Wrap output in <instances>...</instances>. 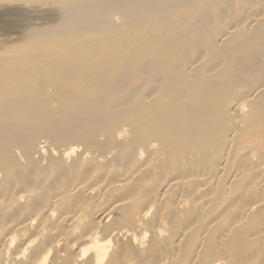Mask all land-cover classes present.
<instances>
[{"label": "bare ground", "instance_id": "1", "mask_svg": "<svg viewBox=\"0 0 264 264\" xmlns=\"http://www.w3.org/2000/svg\"><path fill=\"white\" fill-rule=\"evenodd\" d=\"M194 1L0 0V264H264V81L248 64L252 77L231 93L242 58L215 75L223 61L207 57L237 52L236 35L247 48V31L264 26V3L242 14L244 5L226 0L241 17L200 39L205 16L206 29L221 23L212 22L223 0ZM183 2L191 8L171 10ZM188 30L195 34L175 48ZM208 42L219 51L212 45L210 54ZM136 46H146L145 56L133 55ZM167 49L174 56L162 68ZM112 50L106 66L103 53ZM262 65L257 59L255 69ZM111 115L124 120L98 123ZM221 122L230 128L201 147L197 138ZM141 129L149 135L138 142L132 131Z\"/></svg>", "mask_w": 264, "mask_h": 264}, {"label": "rangeland", "instance_id": "2", "mask_svg": "<svg viewBox=\"0 0 264 264\" xmlns=\"http://www.w3.org/2000/svg\"><path fill=\"white\" fill-rule=\"evenodd\" d=\"M199 1H200V4L198 3ZM220 1H221V0H220ZM220 1H218V2H220ZM225 1H226V0H223L222 3L220 2V5L222 4L221 6H219V3H217V4L215 5V6H217V7H216L217 9H219V8L222 7L224 10L221 8V10H223L222 12H220V14H221L220 17H221V18L217 19L218 21L216 20V21H214V22H212V23H214V25H216L215 23L219 22V21L222 19L221 23L217 24V25L214 26V27L212 26V28L209 27V29H206V24H207V23H211V20L209 19V20H208L209 22H208V21H206V17H207V16H205V18L203 17L204 20H205V22L202 21V22H203L202 25L204 26V23H205V27H204V28H203V26H202V27L198 26V27L201 28L199 33H202V34H204V35L198 33V36H199V35H202L201 37H198V38L201 39L203 36L207 35V33H209V30H210V29H212V30H210V32H214L215 29H216L217 27H220L222 24H223L222 26L224 27V26H226V25H228V24H230V23H233V22H232L233 20H234V22H236L237 19L239 18V15H240V17H241V15L245 12L244 10H245L246 8H248L252 3H260V4H261V2L264 3V0H255L256 2L251 1V0H239V2H238V0H235V1L230 0V2L233 1V2L230 3V5H231L230 8L235 9L234 7H236V5L238 6L239 3H240L239 7L244 5V6H243V9H242V7H241V9L238 7V9H240L239 11L242 10V14H240L241 12H239L237 8H236L237 11H236V10H233V9H230V8H227V10H226V6H225L226 4H224ZM248 1H249L250 4L247 3ZM185 2H186V1H185ZM188 2H189V1H187L186 3L188 4ZM192 2H193V1H192ZM192 2H191V3H192ZM196 2H197V1H194V3H196ZM198 2H197L198 5H201V3H203L201 0H198ZM226 2H228V0H227ZM235 2H236V3H235ZM183 3H184V2H183ZM186 3H184V4H185V7H181V8H178V9H171V10H172V11H177V12H178V11H183V10H184V11H187V10H189V8H186V7H190V6L187 5ZM191 3L189 2L190 5L193 4V3H192V4H191ZM233 3H235V4H233ZM237 3H238V4H237ZM247 4H248V5H247ZM195 5H196V4H193L191 7H193V6H195ZM247 6H248V7H247ZM258 6H261V5H258ZM262 6H264V5H262ZM191 7H190V8H191ZM171 8H172V7H171ZM214 8H215V7H214ZM210 9H211V8H210ZM212 9H213V8H212ZM184 11H183V12H184ZM224 11H226L225 14H226V13H228V14H226V15L223 14ZM232 12H233V17H236V18H233V17H232V15H231ZM236 13H238V14H236ZM228 15H229L230 17H229ZM236 15H238V16H236ZM222 16H223L224 19H225V17H226V19H225L226 21L223 20ZM224 16H225V17H224ZM237 17H238V18H237ZM203 18H202V20H203ZM211 19H213V17H212ZM197 20H198V19H197ZM197 20H194V21H197ZM223 21H225V24H224ZM227 21H228V22L230 21V22L228 23ZM206 22H207V23H206ZM222 22H223V23H222ZM192 23H194V22L192 21ZM226 23H228V24H226ZM198 24L201 25V22L198 21V23H197L196 25L193 26L192 24H190V26L192 25L193 27L198 28V27H197ZM220 24H221V25H220ZM187 25H188L187 22H183V24L180 26V28H181V29L184 28V29L186 30V29L188 28ZM261 25H263V23L260 24V25L258 24V25H257V28H256V26L253 27V28L251 29V33H250L249 31H247L249 34H247V32L244 33V35L247 34L246 37L248 36V37H247L248 39L246 38L247 41H250V44L253 43L252 45H250L249 43H246V44H248V45H246L248 49H247L246 47H244L245 44H243V46L241 45L243 42H244V43L246 42V41H244V36H243V35H241V37H240L241 41H243L242 43L240 42L239 35H236V36L238 37L237 40H236V36H235V39H233V40L230 39V40H232V41L229 40L230 43H232V44H228V42H227V44H228L229 46L232 45V46H230V47H233V46L235 45V42L239 40L240 44H239V42H237V44H238L239 47L241 46L242 48H240V49H241V50L243 49V50H242V52H240V51H239V47H238L237 44H236V46H234L233 49H235V47H237V49H238L237 52H238V54H240V55H237V56H235V55L237 54V52L235 51L236 49L233 50V51H231V50L227 49V47H226V49H227V51H226V49H225L224 46H223V45H226V44H223L222 47L225 49V51L227 52V55H228L230 58H229L225 53L217 54V55H220V57H219V56H215V55H216L215 52H214L213 54H211L210 52H212V50H213L214 48H215V51H216V50L219 51V49H217V48H219V47H218V46H215L213 42H211V43L208 42L209 45H207V47H210V49H209V53H210L212 56L207 54V55H208L207 57H211V59L213 58L212 61L215 60V63H216V64H218L219 62L221 63L222 61H223L222 63H224V65L221 63V65H223V68H221L222 66L220 65V63H219V65H220L221 67L218 65L220 68L216 65V66L218 67V68H217L218 71L215 73V75L218 74V72H219L220 69L222 70V74L225 73L226 71H227V74H229V69H228L229 66H228V64L231 62L230 59H232V57H236V60L238 59L237 57H241L242 59H241V58L238 59L239 61H240V59H241V61H242V62L240 61V64H242L243 62H245V63H243V64L246 65V66H248V67H246L247 70H248L247 73L245 72V71H246V68H245V66H244L243 64H242L243 66L239 64V66L235 67V70H236V71L233 70V71H235V72H232V74H233L232 76H234L233 78H235L236 75L239 76V77L235 78V82H234V79H233V80L230 79V80L228 81L230 84H229L228 82H227L228 85L225 84V85H226V88H225V89L227 90V89L230 88L229 90H230V91L232 90L231 93H232V92H235V91H239V90L242 89V87H244V85L242 84V85H243V86H242L240 83H241V81L243 82L244 79H246V78L249 76V75H248V76H247V75L245 76V74L250 73L251 71H249V70H251L253 67H254V69L252 70V73L255 72V73H254L255 75L253 74V79H254L255 76H256V80H257L258 83L264 81V75H263L264 73H261V70H262V72H263V70H264L263 65L261 66L262 68H259V67H258V69H260L259 71L256 70L257 68L255 69V64H256L257 59H258V60H260V59L263 60V59H264V45H263V44H264V34H263V33H264V30H263V29H264V26L262 27ZM186 26H187V27H186ZM222 26H221V28H223ZM260 26H261L263 29H261ZM185 27H186V28H185ZM189 28L194 29V28H192V27H189ZM196 28H195V29H196ZM199 28H198L197 30H199ZM254 28H256V29H258V30L254 29ZM253 29H254V30H253ZM185 30H182V32H183V31L185 32ZM201 30H203V32H202ZM204 30H205V31H204ZM206 30H207L208 32H207ZM262 30H263V32H262ZM188 31H190V30H188ZM188 31H187L188 34H182V35H179L178 37H175V38H174V40H175V39H176V40H175V41L173 40V42H177V39H179L178 42H177L176 44H174V47H175V48H177L178 44H179V45H181V44H182V45L185 44V42H187V39H190V38H191V37H190L191 34H192V35L195 34V33L193 34L192 30H191L190 32H188ZM257 31H261V32L258 33ZM184 32H183V33H184ZM185 33H186V32H185ZM254 33H255V34H254ZM241 34H242V33H241ZM250 34H251V35H250ZM252 35H254V36H252ZM182 36H183V37H182ZM249 36H250V37H249ZM255 36L258 37V38H257V40L259 39L258 42L256 41ZM179 37H180L181 39H184V40H181ZM189 37H190V38H189ZM206 37H207V36H206ZM242 37H243V38H242ZM252 37H253V38H252ZM185 39H186V40H185ZM235 40H236V41H235ZM254 43H255V44H254ZM196 44H199V43L197 42ZM196 44H195V46H196L197 48H196V47H195V48L198 50V45H196ZM176 45H177V46H176ZM212 45H213V46H212ZM228 45H227V46H228ZM249 45H250V47H249ZM254 45H255V46H254ZM262 45H263V46H262ZM138 46H139V45H138ZM138 46H136V47L134 48V50H136V51H134L133 55L135 56V55H138L139 53H141L142 56H145V55H143V54H145V51H146V50L143 51L142 48H146V46L141 47V48L139 47V49H138ZM211 46L213 47L212 50H211ZM216 47H217V48H216ZM222 47H220V48L222 49ZM254 47H255V48H254ZM195 48L192 49V51L190 52L191 54H192L193 52H194L195 54H196V52H198ZM245 48H246V49H245ZM140 49L142 50L143 53H142V52H139L138 54H136L137 50L141 51ZM207 49H208V48H207ZM230 49H231V48H230ZM249 49H250V51H249ZM194 50H195V51H194ZM228 50L231 51V53H232L233 55H232V54L230 55V54H229L230 52H228ZM245 50L248 51L249 53L246 52ZM113 51H114V50H112V52L109 51V54H108V55H107V52H108V51H107L106 53L104 52L103 54L105 55L106 58L104 57V55H101V53H99V54L101 55V59L103 60V57H104V58H105V59H104L105 62H106V61L108 62L109 60H112V57H114V56H115V53H116V51H114V53H113ZM117 51H118V50H117ZM169 51H170V52H169ZM174 51H176V50L174 49ZM213 51H214V50H213ZM217 51H216V53H217ZM225 51H224V52H225ZM234 51H235V52H234ZM243 51H244V52H243ZM166 52L169 53V56H170V57L168 58V56L164 55V56L167 57V59H166V57H164V58H162V59L167 60L168 65H167L166 62L164 63L163 61H161L162 64L164 63V65H167V67H166V66H163V67H162V64L160 63V67H162V68H164V67H165V68H169V67H170V63H169L168 61L172 58V55H173V54H171V50H170V49H167ZM166 52H165V53H166ZM220 52H221V51H220ZM222 52H223V51H222ZM239 52H240V53H239ZM251 52H252V54H250ZM259 52H260L262 55H259V54H260ZM119 53L121 54V52H119ZM124 53H125V52H124ZM146 53H148V51H147ZM168 53H167V55H168ZM190 53H189V54H190ZM194 53H193V54H194ZM247 53H248V54H247ZM99 54H95V55H99ZM112 54H113V55H112ZM175 54H176V56H177L178 58L180 57V56H178V55H179L178 52H176ZM189 54H188V55H189ZM195 54H194L193 56H196ZM223 54H225V56H227V57H226L227 59L224 57ZM243 54L245 55L246 60H244L245 58H244V55H243ZM246 54H247V55H246ZM249 54H250V56L253 55L252 58H250ZM254 54H255V57H257V56H259V57L255 58V57H254ZM106 55H107V56H106ZM109 55H111V56H109ZM116 55H118V58L115 57V59L117 58V60H119L120 55H119L118 53H117ZM222 55H223V57H222ZM102 56H103V57H102ZM134 56H133V57L129 56V57L133 58L134 61H135ZM142 56H141V57L139 56L140 58H139L138 56H136V58H137V59H136V62H137V60H138V58H139L138 64H139L140 62H142V61H141ZM173 56H174V55H173ZM189 56H192V55H189ZM109 57H110V59H109ZM221 57H222V58H221ZM253 57L256 59V61L254 60ZM91 58H92L91 60H95L97 57L95 56V59H94V57H93V55H92ZM107 58H108V59H107ZM224 58H225V59H224ZM228 58H229V59H228ZM248 58H249L250 60L252 59V60L250 61V63H248V62H249V59H248ZM14 59H15V58H14ZM101 59H100V62L103 64V63H104V62H103L104 60L101 61ZM120 59H121V57H120ZM162 59H161V60H162ZM182 59H184V58H182ZM209 59H210V58H206V60H208V62H207L206 60H205V63H204V61L202 62V63H204L203 67L206 65V69H208V64L211 63V62H210L211 59H210V60H209ZM96 60H97V59H96ZM96 60H95V61H96ZM186 60H187V59H186ZM186 60H185V61H186ZM218 60H219V61H218ZM232 60H233V59H232ZM247 60H248V61H247ZM253 60H254V61H253ZM187 61H188V60H187ZM216 61H217V62H216ZM234 61H235V60H234ZM252 61H253L254 63H252ZM100 62H99V63H100ZM111 62L113 63L114 60L111 61ZM111 62L109 61V63H105L106 66H109V64H110ZM183 62H184V61H183ZM226 62H228V63H226ZM232 62H233V61H232ZM112 63L110 64V66L112 65ZM237 63H239V62L237 61ZM138 64L136 63V65H138ZM183 64H184V63H183ZM248 64H251L252 66H253V65H254V66H253V67H252V66L250 67V65H248ZM94 65H97V64H94ZM103 65H104V64H103ZM73 66H74V65H73ZM168 66H169V67H168ZM155 67H156V69H159V68H160V67H157V66H155ZM224 67H225V68H224ZM204 68H205V67H204ZM250 68H251V69H250ZM156 69H155L154 71H156ZM225 69H227V70H225ZM159 70H161V69H159ZM199 70H201V69H199ZM215 70H216V69H215ZM215 70H214V71H215ZM224 70H225V71H224ZM255 70L258 71V72H260V73H258V76L256 75L257 72H256ZM154 71H153V72H154ZM185 71H186V70H185ZM187 71H188V70H187ZM199 72H200V71H199ZM201 72H203V70H201ZM201 72H200V74H201ZM204 72L207 73L205 70H204ZM204 72H203V73H204ZM212 72H213V71H212ZM212 72H209V74H206V75L211 76L210 73H212ZM238 72H239V73H238ZM243 72H244V73H243ZM237 73H238V74H237ZM242 73H243V74H242ZM191 74H193V72H192ZM191 74H190V75H191ZM234 74H235V75H234ZM240 74H242V75H240ZM250 74H251V73H250ZM259 74L261 75V77H260ZM190 75H189V76H190ZM212 75H214V74H212ZM262 75H263V77H262ZM136 76H137V75H136ZM204 76H205V74H204ZM244 76H245V77H244ZM108 77H110V76L108 75V76H106L105 78H108ZM241 77H242V80H239L238 78H241ZM250 77H252V75H250L248 78H250ZM258 77H259V78H258ZM243 78H244V79H243ZM110 79H111V78H109V79H107V80H110ZM133 79H136V77L133 78ZM237 79L239 80V85H240L241 88L239 87V85H237V84H238V83H237L238 81L236 82ZM251 79H252V78H251ZM231 84H232V85H231ZM225 85H224V86H225ZM229 85H230V87H228ZM233 85H234V86L236 85V86L238 87V89H236L237 87H234V88H233L234 90H233V89L231 88V87H233ZM148 87H149V86H147V88H146V87H145V88L148 89ZM246 87H247V86H246ZM225 89H221L220 91H222V90H223V91L220 92V93H224V94H225V92H226ZM229 90H227V91H229ZM50 91H51V90H50ZM230 91H229V92H230ZM48 93H50V92H48ZM260 95H261V97H262V100H264V92L261 93ZM260 95H257V97H256V100H257V101H260V100H261V99H260ZM258 96H259V100H258ZM106 97H107V96H106ZM110 97H112V96L110 95ZM110 97H109V95H108V98H110ZM256 100H255V101H256ZM55 105H56V104H55ZM133 105H134V103H133ZM135 107H136V104H135ZM115 116H117V115H115ZM115 116H114V117H115ZM110 117L112 118V120L109 119ZM110 117H108L107 119H106V118H105V119H102V122H101V120H99L98 123L103 125V123L106 121V122H107V125H109V124L112 123V122H113V124H116V123H119V122H121L122 120H124V118H123L122 120L119 121V119H116V117L113 118L112 115H111ZM118 118H119V117H118ZM120 118H122V117L120 116ZM97 120H98V119H97ZM97 120H96L94 123H96ZM107 120L110 121L109 124H108V121H107ZM103 121H104V122H103ZM111 121H112V122H111ZM100 122H101V123H100ZM94 123H91V124L94 125ZM98 123H96L94 126H95V127H98V125H99ZM230 123H231V122H229V124H228V123L226 124V122H225V124L222 125V122H221V124H219V125L221 126L222 129L219 128V127H220L219 125H217L218 129H217V127H215L216 129H213V130L208 129V127L205 128L206 131H208L209 134H208V133L205 131V129H204L203 131H205V132H204V133L202 132V136H201L202 139L197 138V139L199 140L200 143H198V142H195V143H198V144L202 147V146H205L206 143L208 144V141L210 140L209 145H210V146H213L214 143H215L214 140L216 139V137H217L216 140H218V137L220 136V134H221L222 132H223L222 134H224V132L226 131V128H230ZM91 124H90V125H91ZM113 124H110V125L114 127L115 125H113ZM92 125L89 126V127H86V128H89V132H90V133L92 132V130H94L93 132L95 133L96 130H98V129L95 130V129L92 127ZM107 125H106V126H107ZM224 125H225V126H224ZM104 126H105V124H104ZM104 126H103L101 129H106V126H105V127H104ZM222 126H223L224 128H223ZM91 127H92L93 129H92ZM90 128H91V129H90ZM107 128H108V127H107ZM109 128H110V127H109ZM84 129H85V128H84ZM84 129L81 131V132H82L81 135H82V137L85 139V138H87V136H86L85 134H87L88 131H87V132H86V131L84 132ZM101 129H99V130H101ZM220 129H221V130H220ZM62 130H63V129H62ZM64 130H65V129H64ZM141 130H144V131H143V132H142V131L138 132V131H135V130L132 131V132H134V133H132V138L138 140V142H139V141L141 142V140L148 139L147 137H148V135H149V132H148L149 130H147V129H141ZM218 130H219V131H218ZM223 130H224V131H223ZM250 130H251V132L253 131L252 134H253V133H254V134L257 133V130H256L255 128H252V129H250ZM255 130H256V131H255ZM56 131H58V129H57ZM59 131H61L60 128H59ZM73 131H74V130H73ZM75 131H76V130H75ZM75 131H74V132H75ZM146 131H147V132H146ZM150 131H153V129L150 130ZM154 131H155V130H154ZM216 131H217V132H216ZM36 132L39 133L38 130H37ZM77 132H78V131H77ZM89 132H88V133H89ZM144 132H146L148 135H146ZM61 133H62V134H60L59 136H63V135H65V134H67V133H63V132H61ZM83 133H85V134H83ZM139 133H140V134H144V135H138ZM154 133H155V132H151V138H153V137H152V134H153V136H154ZM156 133H157V132H156ZM78 134H80V133H77V135H78ZM206 134H208V135H206ZM212 134H213V135L216 134V135H215V136H212ZM257 134H258V133H257ZM92 135H93V134H92ZM210 135H211V136H210ZM217 135H218V136H217ZM74 136H75V133H74ZM136 136H137V137H136ZM138 136H139V138H138ZM140 136H142V137H140ZM145 136H147V137H145ZM203 136H204V137H203ZM205 137H207V138H205ZM141 138H142V139H141ZM212 138H214V139H213L214 142L211 141ZM237 138H240V139H238L239 142H238V141H236V142H238V143L240 144V146L242 147V144H243V142L246 140V137H245L244 141H243V139H242V138H244L243 135L240 136V137H237ZM88 139H90V138H88ZM241 139H242V140H241ZM86 140H87V139H86ZM236 140H237V139H236ZM89 141H90V140H89ZM89 141H87V142H89ZM91 141H92V143H95V140H91ZM184 141H185V142H184ZM241 141H243V142H241ZM134 142H135V141H134ZM180 142H181V141H180ZM180 142L178 143V145H180V147H182L183 145H184V146H185V145H188V143H187L188 141L186 142V140H184V139H183L182 142H181L182 144H181ZM240 142H241V143H240ZM89 143H90V142H89ZM210 143H211V144H210ZM235 144H236V145H235ZM235 144H233V145L230 146V147H231V148H232V147H236V148L239 149L240 146H238L237 143H235ZM209 145H207V146H205V147L211 149V147H210ZM184 146L182 147L181 151H178V152H175V153H172V154H173V155H176L177 157H181V156L179 155V153H180V154L183 153L182 150H184ZM236 148H233V149H235V150L237 151L238 149H236ZM233 149H230V150H232V151H230V150H228V151L231 153V152H233ZM218 150H219V149H218ZM235 150H234V152H235V154H236V151H235ZM169 152H170V151H169ZM214 152H215V151H213L211 154H212V155H213V154L216 155V153H214ZM211 154H210V151L207 153V155H206V156H207V157H206L207 159H206V160H209V158H210V160L212 161V158H214V157H212ZM233 154H234V153H233ZM233 154H230V157H232L231 159H234L235 156H236L235 159H237V155L234 154V155H235V156H234ZM178 155H179V156H178ZM181 155H182V154H181ZM233 156H234V157H233ZM210 160H209L208 162H210ZM21 162H23L24 165H23V163L21 164ZM21 162H20V161L18 162V163H19V168L23 167V169H21L20 172H24V173L26 172V173H27L28 170H30V169H28V170L26 169V167H27L26 165H27V164L25 165V161H24V160H23V161L21 160ZM208 162H207V163H208ZM231 162H233V160H232ZM234 162H235V161H234ZM234 162H233V163H234ZM233 163H231V165H232ZM36 164H37V163H36ZM248 165H249V168L252 169V165H251V164H248ZM25 166H26V167H25ZM32 166H33V165H32ZM35 166H37V165H35ZM39 166H40V165H39ZM232 166H233V165H232ZM232 166H231V167H232ZM17 167H18V166H17ZM228 167H230V166H228ZM231 167H230V168H231ZM230 168H227L226 171H229ZM17 171H18V170H17ZM18 172H19V171H18ZM156 178H157V176L154 178V180H155ZM200 226H201V225H200ZM216 251H218V250H216ZM246 254H247V252H246Z\"/></svg>", "mask_w": 264, "mask_h": 264}]
</instances>
